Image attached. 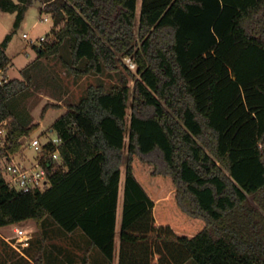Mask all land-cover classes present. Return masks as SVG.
Masks as SVG:
<instances>
[{
    "label": "trees",
    "instance_id": "16d2710c",
    "mask_svg": "<svg viewBox=\"0 0 264 264\" xmlns=\"http://www.w3.org/2000/svg\"><path fill=\"white\" fill-rule=\"evenodd\" d=\"M35 3L53 21L36 65L67 42L74 73H120L128 56L137 68L125 67L133 87L91 85L53 123L63 163L45 190L10 188L0 167V228L30 220L44 240L55 226L79 231L113 262L124 167L119 264H264V0H141L140 10L138 0H0V10L19 27ZM28 87L0 86V163L39 126L10 104Z\"/></svg>",
    "mask_w": 264,
    "mask_h": 264
},
{
    "label": "rangeland",
    "instance_id": "374dc122",
    "mask_svg": "<svg viewBox=\"0 0 264 264\" xmlns=\"http://www.w3.org/2000/svg\"><path fill=\"white\" fill-rule=\"evenodd\" d=\"M140 7L141 0H138L139 10ZM16 17L17 13L0 10V43H3L8 36H12L7 49V53L11 58L8 76L12 79H27L29 82L26 91L13 98L10 104L16 118L22 120L23 115H30L29 117L33 122L41 123L36 132L31 133L30 136L37 137L43 134V137H41L45 140L44 137L58 116L65 113L70 105L78 103L91 85L104 84L110 88L113 85H123L128 82V85L133 87L134 81L126 72L125 67L132 72H136L137 67L129 56L119 59L121 61L120 73L80 75L72 72L69 68L72 54L69 43L65 42L56 57L44 58L39 65H36L34 62L38 57V49L36 48V46H39L38 39L51 31L53 21L48 14L41 13L39 3H35L28 9L19 27L15 25ZM46 17L49 18L48 22L44 21ZM25 33L29 34L33 42L35 41V46L30 40L23 37ZM23 69H26V71L22 72ZM3 76L5 74L0 73V79ZM45 107H47L46 112H44ZM130 114L129 109L128 122L130 121ZM42 131L43 133H41ZM51 135L55 136L54 133ZM20 153L27 155L30 160L37 156L28 146L24 147ZM124 174L125 169L123 167L121 194L124 185ZM120 213H122V208ZM20 226L32 233L27 223L23 222ZM14 228L15 226H6L0 229V264H28L26 256H30L32 261L37 257L36 251H33V247L29 243L30 240L24 243L20 239H12ZM57 228L60 231L63 230L60 226ZM52 235L53 229H50L48 237L51 240ZM53 251L52 242L47 241L42 244L41 253L46 256L45 261H48V258L53 259ZM187 264L194 263L190 261Z\"/></svg>",
    "mask_w": 264,
    "mask_h": 264
},
{
    "label": "built area",
    "instance_id": "2783aa9c",
    "mask_svg": "<svg viewBox=\"0 0 264 264\" xmlns=\"http://www.w3.org/2000/svg\"><path fill=\"white\" fill-rule=\"evenodd\" d=\"M45 22L49 21V18L44 19ZM23 37L30 40L35 46L29 34H23ZM47 40V35H44L38 39L39 46ZM4 71L0 70L2 74ZM8 81L5 76L0 79V86H3ZM8 122L4 121L0 124V147L6 148L9 138ZM52 132H48L42 139L43 135L32 137L23 136L20 142L23 144V148L28 146L31 150L36 153V158L30 160L27 155L23 153L12 154L8 153L0 163V167L3 169L5 175L6 184L17 190L18 192H37L45 190L49 185V169L53 166L54 169L58 165L63 163L60 146L62 145L61 139L55 134L52 136ZM20 239L26 243L31 239V233L26 231L20 225L15 226L14 236L12 239Z\"/></svg>",
    "mask_w": 264,
    "mask_h": 264
},
{
    "label": "crops",
    "instance_id": "0c3cea01",
    "mask_svg": "<svg viewBox=\"0 0 264 264\" xmlns=\"http://www.w3.org/2000/svg\"><path fill=\"white\" fill-rule=\"evenodd\" d=\"M8 71H9V67L3 72L5 74V78H7L8 80H12V78L8 76ZM61 115H59L58 118ZM35 124L39 125L38 128L41 125V123H35ZM52 125L49 128L50 132H52V128H51ZM36 130L33 133H35ZM41 133H43V131ZM121 199H122V203H121ZM121 208L123 210V191L120 196L119 207H118L116 250H115V256L113 262L107 260L98 249L94 248L90 244L89 240L81 232L77 231L75 233L66 234V233H62L60 230H58L57 226H55L52 235L53 236L52 240L48 237L44 240L43 230H40L33 221L29 220V221H25L24 223H27L28 226H30L29 228H31L32 230L31 237L33 238L30 239L29 243L31 244V247H33V251H36L37 253L36 258L43 257L44 264H47V262H45L46 256H44L41 253V249H42V244L49 241L52 242L53 250H54L53 264H119L120 227H121V219H122V213H120ZM26 258L30 262H33L30 256H26Z\"/></svg>",
    "mask_w": 264,
    "mask_h": 264
},
{
    "label": "bare ground",
    "instance_id": "6f19581e",
    "mask_svg": "<svg viewBox=\"0 0 264 264\" xmlns=\"http://www.w3.org/2000/svg\"><path fill=\"white\" fill-rule=\"evenodd\" d=\"M9 227V226H8Z\"/></svg>",
    "mask_w": 264,
    "mask_h": 264
},
{
    "label": "water",
    "instance_id": "95a60500",
    "mask_svg": "<svg viewBox=\"0 0 264 264\" xmlns=\"http://www.w3.org/2000/svg\"><path fill=\"white\" fill-rule=\"evenodd\" d=\"M53 131V130H52Z\"/></svg>",
    "mask_w": 264,
    "mask_h": 264
}]
</instances>
